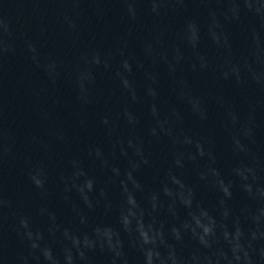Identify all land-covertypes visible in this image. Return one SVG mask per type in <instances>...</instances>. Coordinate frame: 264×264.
<instances>
[{
    "label": "water",
    "instance_id": "water-1",
    "mask_svg": "<svg viewBox=\"0 0 264 264\" xmlns=\"http://www.w3.org/2000/svg\"><path fill=\"white\" fill-rule=\"evenodd\" d=\"M0 155L200 264H264V0H0Z\"/></svg>",
    "mask_w": 264,
    "mask_h": 264
},
{
    "label": "clouds",
    "instance_id": "clouds-1",
    "mask_svg": "<svg viewBox=\"0 0 264 264\" xmlns=\"http://www.w3.org/2000/svg\"><path fill=\"white\" fill-rule=\"evenodd\" d=\"M154 8H155V5L153 6ZM99 61L97 60V63H98ZM124 68L125 69H128L129 68V65H128V63L127 62H125L124 63ZM124 85H125V87H127L128 86V82L127 81H124ZM233 119H235V117L233 116ZM105 123H106V121H105ZM237 144H238V142H237ZM40 174H42L39 170H37V175H34V176H32V180L39 186V184H40V181L37 179V176L38 175H40ZM89 188H91V185L89 184ZM131 202V201H130ZM0 203H3L2 201H0ZM20 226L22 227V228H24V229H28V222H27V220L26 219H23V218H21V220H20ZM209 231V229H205V233H207ZM26 235H27V238L29 239V240H33V234H32V232L31 231H27L26 232ZM228 233H225V239H228ZM110 238V237H109ZM239 238H240V233L239 232H237L236 234H235V237L233 238V239H235L236 241H237V243H236V245H235V247H234V249H233V251L234 252H236L237 250H239L240 249V245H239V243H238V241H239ZM253 238H255V234H253ZM35 239H37V237H35ZM31 247L32 248H36V247H38V245H37V243H35V242H33L32 244H31ZM44 255L46 256V258H51V253L50 252H46V253H44ZM236 258V260L237 261H240V256H236L235 257ZM244 258H245V260L247 261V258H248V253L245 251L244 252ZM68 264H71V259H70V257L68 258ZM149 264H151V261L149 260ZM249 264H250V262H249Z\"/></svg>",
    "mask_w": 264,
    "mask_h": 264
}]
</instances>
